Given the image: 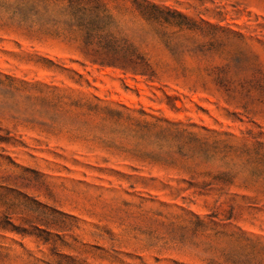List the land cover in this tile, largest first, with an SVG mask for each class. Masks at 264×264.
Listing matches in <instances>:
<instances>
[{
	"label": "rangeland",
	"instance_id": "rangeland-1",
	"mask_svg": "<svg viewBox=\"0 0 264 264\" xmlns=\"http://www.w3.org/2000/svg\"><path fill=\"white\" fill-rule=\"evenodd\" d=\"M138 1L154 81L0 26V264H264V0Z\"/></svg>",
	"mask_w": 264,
	"mask_h": 264
},
{
	"label": "trees",
	"instance_id": "trees-1",
	"mask_svg": "<svg viewBox=\"0 0 264 264\" xmlns=\"http://www.w3.org/2000/svg\"><path fill=\"white\" fill-rule=\"evenodd\" d=\"M132 5L144 14L146 5L138 0H132ZM151 7L158 9L154 5ZM0 8L10 12L7 20L0 24L1 27L15 25L16 29L25 32L26 37L38 41L59 39L99 67L118 68L149 81L158 78L157 70L144 55L127 40L117 38L112 33L110 28L114 19L108 13L105 0H15L13 3H0ZM171 13L182 19L175 23L177 26H185L189 30L200 28L181 13ZM209 30L215 28L209 27ZM213 46V43H209L206 50L200 48L199 52L205 54ZM190 52L196 53L195 50ZM172 54L176 55L177 52L173 51ZM211 73L216 74V83L225 90V82L221 77L225 69L210 70L207 76Z\"/></svg>",
	"mask_w": 264,
	"mask_h": 264
}]
</instances>
